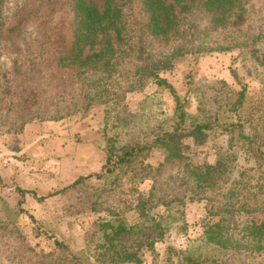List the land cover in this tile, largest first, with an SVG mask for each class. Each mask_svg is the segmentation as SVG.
<instances>
[{
  "label": "rangeland",
  "instance_id": "374dc122",
  "mask_svg": "<svg viewBox=\"0 0 264 264\" xmlns=\"http://www.w3.org/2000/svg\"><path fill=\"white\" fill-rule=\"evenodd\" d=\"M243 7L245 20L238 28L228 25L207 33L208 50L175 56L169 65L154 68L151 62L168 56L177 41L161 45L134 30L133 16L141 21L144 14L138 12L139 1L132 0L125 7L130 55L119 54L115 80L91 78L108 93L107 98L93 101L83 96L76 81L55 73L48 62L54 48L51 27L67 17L62 2L2 0L3 27L21 9L33 18L18 36L0 37V264H100L91 258L87 238L97 239L96 226L102 219L119 217L136 223L133 207L138 200L145 201L150 214L166 220L165 234L150 249L140 244L152 238L155 232L150 228L143 235L137 231L123 236L139 247V264H183L180 254L199 255L205 264H264V251H222L204 243L202 224L215 220L207 212L206 200L221 199L206 189L192 188L182 167L184 159L166 163L162 149L152 148L113 173L103 168L107 139L114 138L117 152L133 140L149 139L156 123L171 114L172 97L152 82L154 73L185 97L187 121L189 116L198 120L216 116L223 124L232 118L228 107L238 84L231 69L246 87L243 107L264 104L259 81L264 82L260 60L264 40H248L264 34V0H244ZM190 19L204 24L200 13ZM137 67L141 71L135 73ZM225 138L213 128L201 142L180 136L175 146L191 160L212 162L219 150L226 149ZM233 165L235 176L253 161L237 151ZM95 173L70 186L78 176ZM54 238L64 243L65 252L54 246Z\"/></svg>",
  "mask_w": 264,
  "mask_h": 264
},
{
  "label": "trees",
  "instance_id": "16d2710c",
  "mask_svg": "<svg viewBox=\"0 0 264 264\" xmlns=\"http://www.w3.org/2000/svg\"><path fill=\"white\" fill-rule=\"evenodd\" d=\"M60 1L67 10V17L60 25L51 27L54 48L51 49L53 57L48 59V62L55 73H61L76 81L85 98L93 101L100 96L106 95L107 98L108 93H104L107 87H100L91 78L96 76V79L102 81L115 80L120 67L119 54L130 55L127 48H131L132 37L125 15L129 9L125 7H128L132 0H101L100 7L86 0ZM138 1V12L144 14V19L137 21L133 16L134 30L161 45L177 41L168 56L151 62L154 68L169 65L170 59L175 56H196L208 50L205 37L209 31L223 30L228 25L238 28L245 20L244 0ZM1 2L2 0L0 4ZM194 13H200L204 18L202 26L190 19ZM31 18L32 13L21 9L13 16L12 21L3 27L0 13V37L18 36ZM61 30L65 31V34ZM248 40L250 43L264 40V34H258ZM97 44H100L99 47L90 53L85 52ZM260 60L264 65V53L261 54ZM140 71L138 67L135 69V73ZM230 74L238 88L234 91V97L228 107L232 118L223 124L218 123L216 116L199 120L189 116L187 121V114L183 109L185 97L180 98L170 83L155 73L152 74V82L168 90L172 97L174 106L171 114L156 123L157 128L152 131L149 139L145 137L133 140L132 143L117 149V152L113 151L114 138L107 139L103 168L104 172L113 173L133 163L136 158L144 156L152 148L162 149L166 163L184 159L182 167L190 178L192 188L206 189L221 199H205L210 202L206 203L207 212L215 217V220L202 224L204 243L222 251L261 252L264 251V104L243 107L245 84L238 80L232 69ZM140 76L138 75V78ZM259 81H262L261 88L264 91L263 79ZM213 128H219V131L226 135V149L219 150L212 162L191 160L175 146L176 139L180 136H189L201 142ZM237 151L248 155L253 161V166L245 167L232 176ZM97 175L95 173L78 176L70 186ZM17 190L21 194L25 192L23 189ZM43 197L45 196L38 198ZM133 211L138 219L136 223L128 224L119 217L98 222L97 239L94 241L87 238L85 242L94 261L100 264H139V247L127 243L128 239H123V236L131 237L130 235L137 231L143 235V230L150 228L155 232L152 238L142 239L140 242L149 249L154 240L163 237L166 232L165 217L150 214L144 200H138ZM142 235L136 234L135 237L141 239ZM52 242L57 249L66 251L63 242L55 238ZM179 257L183 264H205L199 255L180 254Z\"/></svg>",
  "mask_w": 264,
  "mask_h": 264
}]
</instances>
